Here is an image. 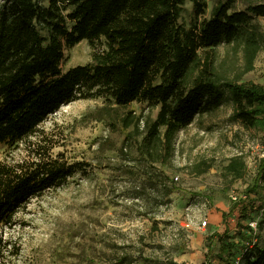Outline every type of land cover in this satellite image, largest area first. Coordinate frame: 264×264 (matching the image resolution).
<instances>
[{"label": "trees", "instance_id": "trees-1", "mask_svg": "<svg viewBox=\"0 0 264 264\" xmlns=\"http://www.w3.org/2000/svg\"><path fill=\"white\" fill-rule=\"evenodd\" d=\"M213 1L209 10L208 0H0V144L29 148L20 162H0L2 229L16 224L32 198L85 172L86 163L55 156L40 129L73 101L103 99L111 110L133 102L158 108L155 117L133 111L120 117L128 130L120 149L122 175L141 180L126 194L131 202H150V191L161 187L162 205L176 190L162 167L173 166L176 137L197 117L231 102V121L264 127V85L243 80L263 47L258 18L264 17V0ZM187 2L188 23L182 20ZM68 6L73 8L66 12ZM85 39L93 44L92 60L64 72V47ZM210 167L201 161L191 172L201 175ZM244 168L243 155L226 167L234 179ZM258 179H264V156ZM230 212L222 213L223 220ZM215 236L218 251L200 264H264V240L250 225L235 236L227 227L208 235L209 250ZM236 236L239 241L231 240ZM129 258L116 263L129 264Z\"/></svg>", "mask_w": 264, "mask_h": 264}, {"label": "rangeland", "instance_id": "rangeland-1", "mask_svg": "<svg viewBox=\"0 0 264 264\" xmlns=\"http://www.w3.org/2000/svg\"><path fill=\"white\" fill-rule=\"evenodd\" d=\"M213 3L208 0L209 10ZM72 8L68 6L66 12ZM191 9L187 2L182 15L187 23ZM258 21L264 37V17ZM220 49L222 54L226 51ZM93 51L86 39L64 47V72L90 62ZM243 80L264 85V40L254 69ZM103 105V99H79L63 105L40 126L54 144L55 156L86 163L87 168L63 186L32 198L27 210L19 211L13 227L0 226L5 232L0 264H117L122 255L130 257L129 264H169L171 259L200 264L220 247L215 236L209 250L208 235L223 234L226 227L235 236L250 225L264 240V179L256 181L264 156V127L249 129L231 121V102L214 114L197 117L176 137L173 166L162 167L174 178L176 190L162 205H158L161 187L150 191V202H131L126 196L141 180L122 175L120 149L128 130L120 117L126 111L155 117L158 108L139 102L118 110ZM28 150L1 143L0 162H20ZM235 155H243L245 161L238 179L226 169ZM201 161L210 163L208 171L191 172ZM223 212H230L225 220ZM231 240L237 242L239 237Z\"/></svg>", "mask_w": 264, "mask_h": 264}, {"label": "built area", "instance_id": "built-area-1", "mask_svg": "<svg viewBox=\"0 0 264 264\" xmlns=\"http://www.w3.org/2000/svg\"><path fill=\"white\" fill-rule=\"evenodd\" d=\"M178 178L176 177V180H177ZM264 202V201H263ZM264 204V203H263ZM204 224H206V221H204Z\"/></svg>", "mask_w": 264, "mask_h": 264}]
</instances>
